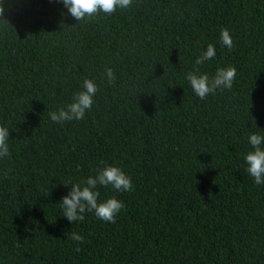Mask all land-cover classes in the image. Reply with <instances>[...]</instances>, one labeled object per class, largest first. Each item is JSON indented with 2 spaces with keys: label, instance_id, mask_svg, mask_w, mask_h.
Returning a JSON list of instances; mask_svg holds the SVG:
<instances>
[{
  "label": "trees",
  "instance_id": "1",
  "mask_svg": "<svg viewBox=\"0 0 264 264\" xmlns=\"http://www.w3.org/2000/svg\"><path fill=\"white\" fill-rule=\"evenodd\" d=\"M3 6L0 264H264V185L244 159L249 136L264 135V0H133L79 22L62 0ZM208 44L200 74L236 76L202 100L186 74ZM85 78L98 88L91 110L52 121ZM107 165L133 185L97 186L100 202L124 203L116 222L68 221L65 184Z\"/></svg>",
  "mask_w": 264,
  "mask_h": 264
},
{
  "label": "clouds",
  "instance_id": "2",
  "mask_svg": "<svg viewBox=\"0 0 264 264\" xmlns=\"http://www.w3.org/2000/svg\"><path fill=\"white\" fill-rule=\"evenodd\" d=\"M132 2L133 0H62L70 15L78 22L101 12L111 15L117 8H130ZM3 16V0H0V18L3 19ZM220 43L229 50L234 46L232 35L227 28L221 30ZM215 55V46L208 44L206 51L195 60L196 67L194 70L186 74V79L194 93L202 100L206 99L209 94H214L217 89H231L235 80L236 69L232 66L218 68L211 78L206 73L200 74L199 66L213 59ZM106 76L109 83H114L116 80L112 68H106ZM97 91L96 83L92 79L85 78L82 90L74 94L72 103L49 113L51 120L62 124L66 121L84 118L86 111L91 110L93 106V98ZM9 136V128L0 126V158L10 155ZM249 144L253 150L247 152L244 157L247 165L246 171L253 177L257 185H264V135L251 134ZM65 185H70L71 188L59 204L63 210L62 216L73 223L83 221L86 212L94 213L100 220L115 223L116 216L124 207V203L115 197L100 202L98 200L100 193L96 190L97 186L108 187L110 185L119 192L131 191L133 187L131 177L119 167L112 165L100 168L95 176H89L79 183ZM70 239L78 244L84 243V237L79 233H71ZM80 250V247L77 246L76 251L79 252Z\"/></svg>",
  "mask_w": 264,
  "mask_h": 264
}]
</instances>
